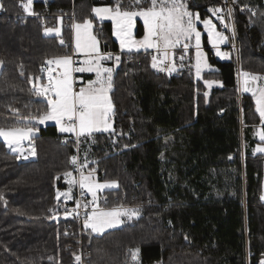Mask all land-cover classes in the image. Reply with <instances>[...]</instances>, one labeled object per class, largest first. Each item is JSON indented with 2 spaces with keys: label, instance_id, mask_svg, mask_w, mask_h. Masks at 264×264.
Segmentation results:
<instances>
[{
  "label": "trees",
  "instance_id": "obj_1",
  "mask_svg": "<svg viewBox=\"0 0 264 264\" xmlns=\"http://www.w3.org/2000/svg\"><path fill=\"white\" fill-rule=\"evenodd\" d=\"M240 1L257 12L234 10L238 56L217 58L205 35L214 69L201 78L193 58L180 77L159 75L144 52L117 67L114 130L84 136L80 148L101 179L118 182L102 193L100 205L141 208L138 218L97 235L89 227L81 234L71 218L51 220L76 140L56 124L38 123L49 102L31 83L45 60L69 54L71 45L59 41L53 18L46 30L24 15L27 0H0V128L39 130L34 159H20L0 139V264H78L82 251L89 264H135V250L138 264H264V153L254 151L263 117L238 83L239 69L264 75V2ZM214 3L189 0V8L207 18ZM101 4L134 9L147 3L35 0L32 11H75L77 22L95 21L101 43L121 48L112 23L94 18ZM143 30L139 23L137 34ZM65 36L72 44L73 28ZM212 80L220 85L208 92Z\"/></svg>",
  "mask_w": 264,
  "mask_h": 264
},
{
  "label": "rangeland",
  "instance_id": "obj_2",
  "mask_svg": "<svg viewBox=\"0 0 264 264\" xmlns=\"http://www.w3.org/2000/svg\"><path fill=\"white\" fill-rule=\"evenodd\" d=\"M35 0H27L24 5L26 13L30 14L33 9ZM138 3L147 4L143 8L134 9H122L113 7L107 4H101L94 6L93 14L98 17H109L118 31L127 30L129 32H136L139 28V23H142L145 31V35L149 41V45H157L161 42L163 46H176L181 44H188L190 46H203L204 35L199 27L200 18L198 17V11H193L189 8V0H136ZM264 2V0H263ZM241 3V1H240ZM1 8V4H0ZM250 12L256 14L257 7L250 5ZM209 15V14H208ZM195 19L196 24L193 25ZM213 21L211 18H209ZM215 23V22H213ZM216 24V23H215ZM214 25V24H213ZM76 26V28H75ZM215 26V25H214ZM75 28L78 34L79 43L82 48L87 50L94 49V42L101 43L98 33L93 29L94 23L92 20L87 19L81 22L76 21L73 29ZM60 31V27L55 28L54 32ZM219 35L209 37V46H226L229 44V39L226 34L220 32ZM186 38V39H185ZM98 40V41H96ZM75 50V49H74ZM100 50V49H99ZM98 50V51H99ZM228 51V52H227ZM230 51V52H229ZM75 52L79 53L75 50ZM215 56L219 59H229L233 54H237L238 50H222L218 48L215 50ZM59 59L57 64L59 78H52V76L44 77L41 74L38 78H32L31 83L34 82V86L41 93L43 88V80H46V85L49 87H55L56 92L51 91V96H45L49 102V110L43 113L37 120L41 124H61L63 119L68 121L76 118V109H83L84 113L78 114L76 122H69L63 130L74 131L77 130V136L79 141L87 135L93 133L91 126L94 122L101 121L102 130L101 132H109L110 127L109 116H107L106 104L111 102V94L109 91V85L112 87L113 77L117 68L105 66L107 83L102 85L101 83L95 84L94 82L88 85H79L75 83L74 78L70 75L71 70L74 77L73 66H72V54H65L62 56L55 57ZM52 58H49L50 62ZM193 59L195 61L194 67L197 77L201 78L203 73L208 70L214 69V66L208 58V52L204 49L194 50ZM238 83L241 94H251L256 104L257 112L264 118V75L255 74L248 71L239 69ZM99 80V79H98ZM76 84V85H75ZM208 92L212 88L220 85V82L215 80L206 81ZM74 86L77 90H74ZM43 94V93H41ZM109 111V110H108ZM264 122L255 126V135L261 143H258L254 151L256 154L264 153ZM36 127H17V128H0V139L7 143V146L12 151H17L18 147L27 146L32 148V154H34L33 143L35 142L33 137L38 134ZM75 139V140H76ZM33 142V143H32ZM26 143V144H24ZM20 144L21 146H17ZM82 159V184L89 192L91 201L99 206V199L102 193L107 189H113L118 186V182L115 180L101 179L96 168L90 167L93 163L92 159L89 158L88 151L83 153ZM20 159H22L20 157ZM264 167V166H263ZM72 170L67 173L61 174V187L66 188L65 191H57L58 199H65L68 201L71 199L75 192V179L73 177ZM68 176L70 181L66 182L64 179ZM264 202V178L262 183V191L260 195ZM140 205H134L129 209H122L120 212L111 210L109 207L103 211H93L90 214L89 227L93 229L95 233H103L112 227L120 226V221H132L140 215ZM62 217L63 215L56 213L55 219ZM109 217L114 220V225L109 222ZM137 251H134L136 258ZM134 258V259H135ZM135 259V264L138 261ZM161 264V263H156Z\"/></svg>",
  "mask_w": 264,
  "mask_h": 264
},
{
  "label": "built area",
  "instance_id": "obj_3",
  "mask_svg": "<svg viewBox=\"0 0 264 264\" xmlns=\"http://www.w3.org/2000/svg\"><path fill=\"white\" fill-rule=\"evenodd\" d=\"M239 8L241 11H245L250 9V5L241 4L240 0H216V3L211 5L208 8L209 18H211L215 22L213 23L216 28L226 34L229 39V44L226 46H213L211 47L212 52H215L216 49L221 48L222 50H228L229 48L238 50V42H237V29L235 24V16L234 10ZM3 8H0V13L3 12ZM24 15H31L38 18L41 22V25L44 29H50L51 24L49 23V19H54V29L60 27V31L56 34L58 35L59 41L61 43H65L70 46V52L72 54V66L73 72L75 75V83L77 84V74L82 72V65L85 61L86 57H90V55H84L75 52L72 44L67 42L65 36V28L71 27L73 28L76 22V14L75 11L71 13L50 12L49 8H46L43 12H31L30 14L26 13ZM66 18H69L66 20ZM102 49L95 54L96 57H99L108 67L117 68L122 60L125 58L126 60H132L133 55L138 52H144L146 56L150 58L152 65L156 72L159 75L167 76V77H180L188 63L192 60L194 50L197 49L196 46H190L188 44H181L176 46H161L152 50H144V51H127L123 48L114 49L111 47L108 41H102L101 43ZM40 74L44 77L47 76H58V70L52 62L49 60H45L40 69ZM33 86H34V82ZM75 84V85H76ZM74 90H77V87L74 86ZM80 113H84L83 109H76V118L74 120L68 121L64 120L63 124L67 125L69 122H76L77 115ZM264 122V118H263ZM76 139V138H75ZM64 143L67 142V139L63 140ZM82 153L80 148V141L77 137L75 152L71 157L72 164V173L73 177L76 181L75 183V193L73 199L70 202H61L58 206V214L63 213L62 217L51 220H59L62 218H71L77 221L80 232L82 234L83 230L89 227L90 222V214L96 210H105V206L95 205L90 198L89 192L82 184ZM66 182H69L70 179L68 176L64 178ZM133 206L129 205H117L111 207L112 209H122V208H130ZM90 259L87 256L85 251H82L80 256L78 257V264H89Z\"/></svg>",
  "mask_w": 264,
  "mask_h": 264
},
{
  "label": "crops",
  "instance_id": "obj_4",
  "mask_svg": "<svg viewBox=\"0 0 264 264\" xmlns=\"http://www.w3.org/2000/svg\"><path fill=\"white\" fill-rule=\"evenodd\" d=\"M107 5H109V4H107ZM96 6H99V5H96ZM113 7H115V6H113ZM118 8H120V7H118ZM93 15H94V18H95V20L97 22H111L112 23V25H113L112 38L120 44L121 48H123V49H125L127 51L152 50V49H155V48L163 46V43L161 42L160 44L151 45V47H150L149 41H148V39H147V37L145 35V31L144 30H143V35H138L137 31L136 32H129L127 30L118 31L117 28H116V25L114 24V21L109 19V17H98V15L97 16L95 14H93ZM197 15H198V17L201 20L200 23H199V27L202 30L203 35L207 36V42H208V45H209V37L214 36V35H219V34H221L220 33L221 31H219L216 28V26L213 25V22L210 19H208V17L207 18H202L199 13H197ZM92 21L94 23V28L93 29L95 30L96 24H95L94 20H92ZM195 24H196V21L194 19L193 20V25H195ZM75 25H76V22H75ZM75 28H76V26H75ZM75 28L73 29V43H72L74 49L76 51H78L80 54L90 55V57H86L85 58V61H84L83 65H82V72L77 74V76H76L77 77V81H78L77 84L86 86L89 83L94 82L95 84L101 83L102 85H105L107 83V81L105 80V78H106V71H105L106 70L105 69L106 64L99 57L95 56V54H97L102 49L101 43L97 42V44H96V42H94V49H92V50H90V49L87 50L85 48H82L80 43H79L78 34L76 33ZM97 36H99V35H97ZM96 41H98V40H96ZM196 47H197V49H203L204 40H203V46H196ZM229 59H222V60H229ZM51 61H52V64L55 65V67L57 66V64L60 63L58 58H52ZM70 75L72 76V79L74 78V80H75V75L73 77L72 70H71ZM52 78H56L57 79V78H59V76H57V77H53L52 76ZM46 80L47 79H44L42 81L43 82V88L41 89V93H43L44 96H51V91L52 92H56V88L55 87H49L48 85H46ZM111 89H112V87L109 85L110 94H111ZM105 107H107V109L109 110V111L107 110V116H109L108 125L111 126L109 130L113 131L114 130V119H113L114 104H113L112 100H111V102L106 104ZM64 120H66V119H63L61 124L60 123L59 124L53 123V124H56L58 126L59 131L62 132V133L73 134V135L75 134L77 136H82V135L77 134V130H74V131L73 130L72 131L63 130V128L66 126V125L63 124ZM38 123H39V121H38ZM39 124L41 126L49 125V124H41V123H39ZM91 127H92L91 130H93L92 131L93 133L101 132V130H102L101 129L102 128L101 121L94 122ZM93 133H90V134H87V135H91ZM87 135H83V136H87ZM24 144H26V143H24ZM17 146H21V145L18 144ZM33 147H34V154L33 155H31L32 154V148L31 147H27V146H22V148L18 147L17 151H15V152L23 160L34 159L36 157L35 142L33 143ZM63 188H66V187H64V186L59 187L58 192L59 191L60 192L61 191H65V189H63ZM73 196H74V193H73V195H72L70 200L65 201V199H62L61 201L62 202H70L73 199ZM100 202H101V197L99 199V203L98 204H100ZM110 209L120 212L122 209H129V208H122V209H112V208H110ZM96 211H100L101 212L102 210H96ZM108 220H109V222L111 224L114 225L115 222H114L112 217H109ZM118 220L120 222L118 224H120V226H121L123 221H120V219H118ZM120 226L112 227L111 229L118 228ZM89 228H91V227H89ZM95 234L99 235V233H95ZM135 259H137L136 261H138V259H139L137 254H136V258Z\"/></svg>",
  "mask_w": 264,
  "mask_h": 264
}]
</instances>
